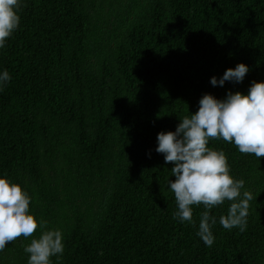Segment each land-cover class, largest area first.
Returning <instances> with one entry per match:
<instances>
[{
	"label": "trees",
	"instance_id": "1",
	"mask_svg": "<svg viewBox=\"0 0 264 264\" xmlns=\"http://www.w3.org/2000/svg\"><path fill=\"white\" fill-rule=\"evenodd\" d=\"M20 25L0 48V175L31 197L45 230L62 233L51 264H264V157L212 139L252 193L247 227L210 215L214 244L177 211L173 162L156 151L205 93H247L264 80V0H21ZM242 82L213 86L229 67ZM18 237L0 264H28Z\"/></svg>",
	"mask_w": 264,
	"mask_h": 264
},
{
	"label": "clouds",
	"instance_id": "2",
	"mask_svg": "<svg viewBox=\"0 0 264 264\" xmlns=\"http://www.w3.org/2000/svg\"><path fill=\"white\" fill-rule=\"evenodd\" d=\"M21 0H0V48L20 25ZM249 66L243 62L229 67L222 76L210 78L213 86H224L226 81L242 82ZM11 80L9 72L0 71V91ZM198 110L190 112L174 131L157 134L156 151L164 155L165 163L173 162L174 180H168L174 193L177 211L174 219L193 220L194 205H203L197 236L211 247L215 236L212 226L215 217L211 209L230 202L226 215L219 218L220 225L228 230L247 227L249 202L252 193L243 190L244 180L230 173L227 157L222 150L209 146L212 139L234 143L241 153L264 157V80L252 81L247 93L231 91L224 98L205 93L199 100ZM31 197L19 183L0 175V251L20 236L32 237L39 227L41 234L33 237L24 247L28 264H51L50 258L63 254L64 244L59 229L45 230L46 222L39 221L30 211Z\"/></svg>",
	"mask_w": 264,
	"mask_h": 264
}]
</instances>
